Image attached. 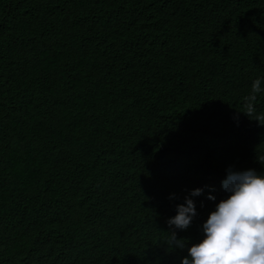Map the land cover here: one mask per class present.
<instances>
[{
  "label": "trees",
  "instance_id": "1",
  "mask_svg": "<svg viewBox=\"0 0 264 264\" xmlns=\"http://www.w3.org/2000/svg\"><path fill=\"white\" fill-rule=\"evenodd\" d=\"M256 79L264 0H0V264H182L228 169L264 175Z\"/></svg>",
  "mask_w": 264,
  "mask_h": 264
},
{
  "label": "clouds",
  "instance_id": "2",
  "mask_svg": "<svg viewBox=\"0 0 264 264\" xmlns=\"http://www.w3.org/2000/svg\"><path fill=\"white\" fill-rule=\"evenodd\" d=\"M92 49L103 59L110 57L109 42L102 36L95 40ZM262 84L264 79H256L249 95L244 97L243 113L249 117L255 114L257 95L264 93ZM254 120L264 125V114L256 115ZM259 162L264 165V157ZM222 187L230 195L210 214L203 225L204 239L188 248L189 255L182 264H264V175L255 169L229 168ZM202 193L203 189H194L191 196ZM208 198L215 200L214 196ZM177 213L167 221L173 230L165 242L183 249L186 243L177 238L176 229L184 231L191 226L197 215L193 199L186 197L184 204L177 205Z\"/></svg>",
  "mask_w": 264,
  "mask_h": 264
},
{
  "label": "bare ground",
  "instance_id": "3",
  "mask_svg": "<svg viewBox=\"0 0 264 264\" xmlns=\"http://www.w3.org/2000/svg\"><path fill=\"white\" fill-rule=\"evenodd\" d=\"M165 7V4H164ZM169 9V8H168ZM73 50V46L69 45V50L67 52V54H64L63 56L57 54V55H53L51 54V52H49L48 54V60H46L48 62L49 65L57 67L59 69H71L78 60V54L75 55V60H73L72 62L70 61V57L69 54L71 53V51ZM112 57H110L109 59H111ZM109 61V60H108ZM196 83L204 86L205 84L202 83L201 80L197 81ZM123 136L128 137V134H124ZM99 141L104 143V140L106 141L105 137H103L102 135L98 136Z\"/></svg>",
  "mask_w": 264,
  "mask_h": 264
}]
</instances>
